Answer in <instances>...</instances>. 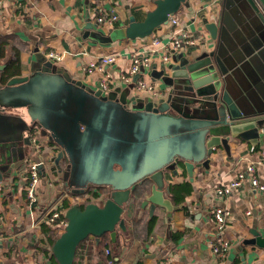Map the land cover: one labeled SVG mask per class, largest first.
Here are the masks:
<instances>
[{"label":"water","instance_id":"95a60500","mask_svg":"<svg viewBox=\"0 0 264 264\" xmlns=\"http://www.w3.org/2000/svg\"><path fill=\"white\" fill-rule=\"evenodd\" d=\"M185 1L157 0L144 20L131 16L128 26L103 41L146 38ZM202 23L206 37L193 35L195 42H183L171 62L153 67L150 74L162 84L156 94L135 90L146 68L125 88L104 91L100 82L96 89L75 79L52 59L0 82V183L48 134L61 148L48 161L65 186L100 201L66 207L68 224L51 247L58 264H74L78 246L90 236L99 242L108 232L115 242L117 229L127 230L123 212L132 197L146 195L142 205L151 203V215L159 206L172 216L177 206L164 190L167 170L179 174L181 168L193 182L195 168L208 167L218 147L230 155L231 140L260 143L264 14L255 0H226L220 18L203 15ZM251 232L244 244L264 249V234Z\"/></svg>","mask_w":264,"mask_h":264},{"label":"crops","instance_id":"0c3cea01","mask_svg":"<svg viewBox=\"0 0 264 264\" xmlns=\"http://www.w3.org/2000/svg\"><path fill=\"white\" fill-rule=\"evenodd\" d=\"M7 18L0 20V82L13 76H26L31 68L41 67L42 62L52 59L75 78L98 88L101 76H108L110 89L125 88L121 74L132 66V55L140 52L149 57V66L143 78L154 83L159 90L161 80L150 72L155 65L160 66L164 46L170 43L173 28L163 25L146 38L116 39L107 44V38L116 29L128 26L130 17L144 20L149 11L156 8L157 0H104L105 7L119 16L112 25L96 22L93 0H3ZM226 0H186L176 13L180 26L187 28L200 40L207 36L202 16L212 15L220 18L225 10ZM260 12L264 14V0H255ZM96 34V36H94ZM162 42L154 46V39ZM58 53L59 59L50 56ZM115 55L114 63L105 65L103 71L88 72L87 67L102 57ZM172 61V60H171ZM136 90V88H135ZM135 90H132L134 92ZM137 91V90H136ZM135 91V92H136ZM149 94L148 91H137ZM257 145L264 148V129ZM38 151L26 163L15 169L9 181L0 183V264H55L48 237L55 233L61 235L65 229L58 223L49 224L44 219L46 210L59 198L58 189L73 190L65 186L62 173L54 171L48 162L50 174L41 175L36 186L37 199L30 203L25 185L28 182V160L47 161L61 151L49 135L39 136ZM231 154L218 147L208 158V167H196L194 181L187 172L179 169V174L165 172V193L177 209L169 216L165 208L157 207L150 214V204L142 205L146 195L132 197L125 206L123 218L127 230L118 228L116 244L110 247L118 260L117 264H160L169 259L174 264H264V249L256 245L244 244L253 237L252 230L264 234V191H255L249 182L235 190L230 196H217L214 190L227 185L238 171L249 163L258 166V175L264 178V166L258 152H251L253 146L244 140H231ZM68 162L63 160L65 168ZM118 167V166H116ZM55 181L57 188L50 185ZM188 181L193 191L181 203H176L170 193V185ZM144 186H151L146 180ZM139 185V184H138ZM146 188V187H145ZM144 188V189H145ZM68 199L71 204L88 200L100 202L88 194L72 193ZM226 207L231 211L227 226L222 233L215 229L213 209ZM155 218L152 226V219ZM227 238L231 246L224 255H217L213 246L220 236ZM99 242L94 236L88 237L78 246L74 264H104Z\"/></svg>","mask_w":264,"mask_h":264},{"label":"built area","instance_id":"2783aa9c","mask_svg":"<svg viewBox=\"0 0 264 264\" xmlns=\"http://www.w3.org/2000/svg\"><path fill=\"white\" fill-rule=\"evenodd\" d=\"M104 0H93L94 8L96 10V22L100 25L109 24L112 25L118 21L119 16L116 13L110 12L103 3ZM7 18L6 10L4 8L3 0H0V20ZM168 25L173 28V31L170 35V43L164 46V53L162 56V61L165 63L171 62L172 55L175 51H178L181 48L183 42L186 44H193L195 42L193 34L185 27L180 26L179 17L176 14H170L168 18ZM154 46H161L162 42L159 39H154ZM50 56L56 59H59L61 56L58 53L51 52ZM117 60V56L110 55L102 57L98 62L91 63L86 69L88 72H93L94 70L103 71L105 65L114 63ZM150 58L144 57L140 52H134L132 55V66L127 73L123 72L121 78L126 84H130L134 80V75L140 74L142 68H147L149 66ZM143 76V75H142ZM138 78L135 83V88L137 91H148L151 94H156L158 90L155 88L154 83L147 81L143 77ZM108 76H101L100 86L104 91L110 89V81L107 79ZM38 151L41 150V145L36 144ZM251 152H258V155L261 159V164L264 166V148H260L253 145L250 148ZM27 173H28V182L25 185L28 199L30 203L34 202L36 197V186L41 178V175H49V167L47 159H39L37 161L28 160L27 161ZM49 172V174H48ZM246 182H249L255 191H264V178L261 179L258 175V166L254 163H249L244 170L238 171L236 177L231 180V182L224 186L217 187L214 192L217 196L227 197L230 196L235 190L242 187ZM50 185L57 188L55 181H50ZM60 192L59 198L46 210L44 214V219L51 225L58 223L61 228L65 229L68 220L65 216L66 207H64V201L68 200L72 194L69 190L64 188L58 189ZM214 218H215V229L217 232L222 233L230 218L231 211L222 206H216L213 209ZM231 243L227 238H224L222 235L218 238V242L214 244L213 251L217 255H224L230 248ZM107 255H113L111 248L106 249ZM109 264H115L113 259H110ZM160 264H174L169 259H164L160 261Z\"/></svg>","mask_w":264,"mask_h":264},{"label":"trees","instance_id":"16d2710c","mask_svg":"<svg viewBox=\"0 0 264 264\" xmlns=\"http://www.w3.org/2000/svg\"><path fill=\"white\" fill-rule=\"evenodd\" d=\"M169 189H170V193H171V196L174 199V201L176 203H181L185 200L186 196L189 195L193 191V185H192V183H190L188 181H184V182L179 183V184L170 185ZM91 201L88 200L85 203H82L83 207L86 206ZM70 205H71V203L69 200L64 201V207H67ZM154 222H155V218L152 219V226H150V229L151 228L153 229ZM59 236H60L59 234L55 233L54 236L50 235L48 237L49 245L51 247L55 243V241L58 239ZM111 244H116V242H114L111 239L110 233L107 232V233L103 234L102 237L100 238L99 246H100L101 252L104 253L103 254L104 264H109L108 262L110 259H113L115 264H117V262H118V260L115 259L114 253H113V255H107L106 254V249L111 248L110 247ZM55 264H58V263H55Z\"/></svg>","mask_w":264,"mask_h":264},{"label":"rangeland","instance_id":"374dc122","mask_svg":"<svg viewBox=\"0 0 264 264\" xmlns=\"http://www.w3.org/2000/svg\"><path fill=\"white\" fill-rule=\"evenodd\" d=\"M184 60H185V58H184ZM139 76H138V74H136V75H134V78L135 79H137ZM80 203V202H79Z\"/></svg>","mask_w":264,"mask_h":264}]
</instances>
